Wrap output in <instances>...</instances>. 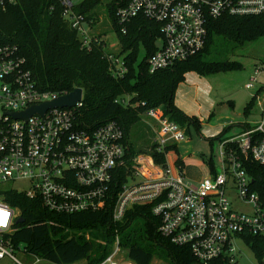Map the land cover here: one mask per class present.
Listing matches in <instances>:
<instances>
[{
    "label": "built area",
    "instance_id": "built-area-1",
    "mask_svg": "<svg viewBox=\"0 0 264 264\" xmlns=\"http://www.w3.org/2000/svg\"><path fill=\"white\" fill-rule=\"evenodd\" d=\"M59 1L63 18L76 30L82 46L89 49L92 41L103 39L91 34L89 20L74 8L78 2ZM121 1L115 22L122 32L140 14L159 22L156 48L147 57L149 71L171 66L199 51L205 43L209 17L264 16V0ZM105 57L113 74L126 70L122 55L110 51ZM251 79L255 80V75ZM69 91L41 87L19 47L0 43V258L7 256L24 264L14 254L18 248L25 258L41 259L22 242L17 247L13 244L11 235L20 213L4 197L10 189L30 197L39 195L46 208L58 212L112 204L114 221L122 219L134 203H151V211L159 217L160 233L189 246L203 262L218 257L233 261L235 241H245L243 233L264 234V209L245 168L246 160L264 163V82L252 95L258 105L257 119L243 122L237 134L224 133L216 139L215 172L208 171L197 182L184 177L178 154L169 147L185 139L184 128L164 114L161 105L147 106L140 112L155 132L153 150L163 152L160 161L149 150L127 156L125 129L116 119L96 126L81 121L77 112L83 93L71 106L51 105L43 113L35 111L27 117L11 113ZM130 98V93H123L115 101L145 105L144 101L131 103ZM16 181L23 186L1 185ZM62 264L135 263L115 234L110 251L100 260L82 258Z\"/></svg>",
    "mask_w": 264,
    "mask_h": 264
},
{
    "label": "trees",
    "instance_id": "trees-1",
    "mask_svg": "<svg viewBox=\"0 0 264 264\" xmlns=\"http://www.w3.org/2000/svg\"><path fill=\"white\" fill-rule=\"evenodd\" d=\"M100 1L79 0L74 8L91 22L97 18L94 7ZM120 4L121 0H110L106 8L120 44L119 52L114 53L122 55L127 67L121 74L111 72L105 57L110 50L103 39L92 41L89 49L81 45L76 30L61 14L63 6L59 0L0 1V43H14L19 47L41 87L52 90L82 87L79 118L91 126L107 119L120 122L125 129L128 156L143 148L136 147L129 135L140 112L147 106L161 105L164 114L185 131L190 126L200 130L199 117L184 112L175 104L177 85L189 70L207 75L241 67V62L225 55V51H233L264 35V16L221 14L209 17L205 43L199 51L171 66L149 71L147 57L156 48L159 22L140 14L133 17L122 32L115 22V10ZM140 47L144 52L138 58ZM123 93L131 94V103L144 101L145 105H124L115 101L116 96ZM253 99L252 96L244 106V114L249 111ZM223 134L219 132L211 137L219 138ZM153 147H149L153 158L163 160V152H156ZM169 147L174 148L177 162L183 166L178 146L172 143ZM209 163L210 171L215 172L212 157ZM245 168L264 209V163L246 160ZM4 197L19 209V216L23 218L15 223L16 230L11 235L14 246L22 242L40 258L57 264L82 258L89 262L100 260L110 251L115 234L135 264H152L154 258L170 264H224L227 261L219 257L200 261L189 246L177 244L161 234L157 228L159 217L151 211V203H134L126 209L122 219L114 221L112 204L66 213L46 208L39 195L30 197L23 191L10 189L5 191ZM86 232L91 236L87 237ZM243 238L257 262L262 264L264 234L246 231Z\"/></svg>",
    "mask_w": 264,
    "mask_h": 264
},
{
    "label": "rangeland",
    "instance_id": "rangeland-1",
    "mask_svg": "<svg viewBox=\"0 0 264 264\" xmlns=\"http://www.w3.org/2000/svg\"><path fill=\"white\" fill-rule=\"evenodd\" d=\"M74 1L78 2L79 0ZM108 1L110 0H101L94 7L97 18L94 21H89V27L91 34L103 38L107 50L119 52V39L106 8ZM143 52V48L140 47L138 58L142 56ZM225 55L238 59L241 62V67L209 73L207 77L212 86L210 96L216 98L217 101L214 110L215 116L219 119L222 117L229 118L235 122L226 127V130H222L226 132L230 129L229 133L237 134L241 131V124L243 122L256 120L258 117V105L255 103V99L247 114L243 113V109L247 102L250 101L252 95L257 91L259 85L264 82V35L247 41L233 51L226 50ZM252 75H255V80L251 79ZM248 81H251L252 85L246 87L245 84ZM130 130V140L133 141L136 147H143L137 150V152L148 151L149 147L153 145L155 132L146 122L145 116L140 115L139 120ZM216 139L206 134L203 128L197 130L195 127L190 126L189 130L185 131V139L180 141L177 146L180 157H183V172L187 180L197 182V180L210 171L208 161L211 154L213 155L212 160L217 163L215 156L217 153ZM1 185L23 186L20 181L2 183ZM238 207L241 208L242 206ZM85 235L87 237L91 236L87 232ZM99 240V238H96V241ZM100 241L103 242V240ZM235 243L237 245L235 259L233 261H226L227 263L225 262L224 264H259L252 249H250L246 242L236 240ZM14 254L24 264H56L44 258L38 261H34V258H25L18 248L14 249ZM0 264L18 263L5 256L0 258ZM152 264L170 263L164 259L154 258ZM262 264H264V257Z\"/></svg>",
    "mask_w": 264,
    "mask_h": 264
},
{
    "label": "crops",
    "instance_id": "crops-1",
    "mask_svg": "<svg viewBox=\"0 0 264 264\" xmlns=\"http://www.w3.org/2000/svg\"><path fill=\"white\" fill-rule=\"evenodd\" d=\"M211 90V82L207 75L189 70L185 72L184 79L179 82L174 94L175 104L184 112L197 115L201 121V128L210 137L224 132L222 129L235 123L232 119L225 117L219 119L215 116L214 110L217 101L216 98L210 96ZM229 130L224 133H229Z\"/></svg>",
    "mask_w": 264,
    "mask_h": 264
},
{
    "label": "water",
    "instance_id": "water-1",
    "mask_svg": "<svg viewBox=\"0 0 264 264\" xmlns=\"http://www.w3.org/2000/svg\"><path fill=\"white\" fill-rule=\"evenodd\" d=\"M82 92V87L76 86L72 90H70L68 93L64 95H60L56 97L55 99L49 100V101H43L42 103L38 105H32L24 110L21 111H12L11 113L14 116H24L27 117L32 112H40L43 113L44 110L51 105H74L76 102L80 99ZM18 221H22V216H19Z\"/></svg>",
    "mask_w": 264,
    "mask_h": 264
},
{
    "label": "bare ground",
    "instance_id": "bare-ground-1",
    "mask_svg": "<svg viewBox=\"0 0 264 264\" xmlns=\"http://www.w3.org/2000/svg\"><path fill=\"white\" fill-rule=\"evenodd\" d=\"M81 93H83V90H82V92ZM83 98V97H82ZM245 242V241H244Z\"/></svg>",
    "mask_w": 264,
    "mask_h": 264
}]
</instances>
